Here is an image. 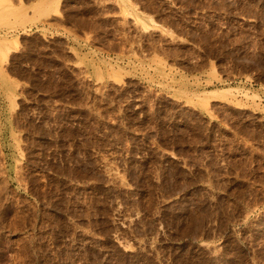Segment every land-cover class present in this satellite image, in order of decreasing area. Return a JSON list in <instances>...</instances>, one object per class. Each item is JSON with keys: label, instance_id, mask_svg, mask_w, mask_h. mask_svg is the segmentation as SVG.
Returning a JSON list of instances; mask_svg holds the SVG:
<instances>
[{"label": "rangeland", "instance_id": "rangeland-1", "mask_svg": "<svg viewBox=\"0 0 264 264\" xmlns=\"http://www.w3.org/2000/svg\"><path fill=\"white\" fill-rule=\"evenodd\" d=\"M0 264H264V0H0Z\"/></svg>", "mask_w": 264, "mask_h": 264}]
</instances>
